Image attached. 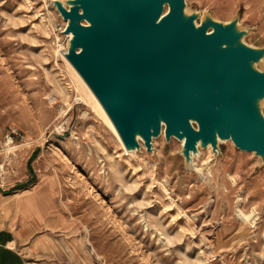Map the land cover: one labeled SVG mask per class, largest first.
Wrapping results in <instances>:
<instances>
[{
  "label": "rangeland",
  "instance_id": "obj_1",
  "mask_svg": "<svg viewBox=\"0 0 264 264\" xmlns=\"http://www.w3.org/2000/svg\"><path fill=\"white\" fill-rule=\"evenodd\" d=\"M187 1L225 20L241 10L252 28L247 40L264 43V0ZM50 16L47 0H0V127L8 159L25 155L39 182L58 174L99 264H264L261 157L229 139L217 158L208 150L199 158L202 176L184 167L176 136L155 137L156 151H126L92 101L78 99L55 50L67 39L64 19L54 13V26ZM9 136L16 148L6 144Z\"/></svg>",
  "mask_w": 264,
  "mask_h": 264
},
{
  "label": "water",
  "instance_id": "obj_2",
  "mask_svg": "<svg viewBox=\"0 0 264 264\" xmlns=\"http://www.w3.org/2000/svg\"><path fill=\"white\" fill-rule=\"evenodd\" d=\"M67 21L64 52L99 98L128 150L183 139L189 170L232 139L264 166V43L252 28L187 0H53Z\"/></svg>",
  "mask_w": 264,
  "mask_h": 264
},
{
  "label": "crops",
  "instance_id": "obj_3",
  "mask_svg": "<svg viewBox=\"0 0 264 264\" xmlns=\"http://www.w3.org/2000/svg\"><path fill=\"white\" fill-rule=\"evenodd\" d=\"M3 136L0 127V264H99L58 174L39 182L25 155L8 159Z\"/></svg>",
  "mask_w": 264,
  "mask_h": 264
},
{
  "label": "bare ground",
  "instance_id": "obj_4",
  "mask_svg": "<svg viewBox=\"0 0 264 264\" xmlns=\"http://www.w3.org/2000/svg\"><path fill=\"white\" fill-rule=\"evenodd\" d=\"M48 2V5H49V11L50 13L52 14V16H50V22L55 26V18H54V13L57 12V14L61 15V12L60 10L58 9V7L55 5V3L53 2V0H47ZM62 16V15H61ZM63 18V16H62ZM64 19V18H63ZM65 20V19H64ZM64 30V29H62ZM71 32H68L66 33L65 32V35H70ZM56 36H59L58 33ZM59 46H57L55 48V50L57 51V53L61 54L63 56V58L66 60V62L68 63L69 67H70V71L73 75V79H74V83L77 87V89L79 90V93L80 96H78V99L81 100V101H85V102H90L92 101L93 103V106H95V108L97 109V111L105 118V120L110 124V126L112 127V129L114 130L116 136L119 138V140L122 142V144L124 145V142H123V139L121 137V135L119 134L116 126L114 125L112 119L110 118L109 114L107 113L106 109L104 108L103 104L101 103V101L99 100V98L96 96V94L94 93V91L92 90V88L89 86V84L87 83V81L84 79V77L81 75V73L78 71V69L74 66V64L69 60V58L66 56L65 52H64V49L66 48V41L64 42H59L58 43ZM164 134V132L162 133V135ZM12 137L9 136L7 139H6V144H8V147L9 148H13L15 145H13L11 143ZM180 141L184 142L183 139H180ZM143 145H145L143 142H142ZM126 147V146H125ZM16 148V147H14ZM126 151H128L129 153H134L136 150H128L127 148H125ZM209 151L210 152V155H212L210 157V160L211 159H214V151H213V147L210 145V146H207L205 148H202L200 150V152H198L197 154L194 155V158H193V161H192V164L189 165V169L194 166L195 169H197L199 171L200 174H202V176H205L206 172H204L202 169V167L200 166V162H199V158L202 156V154L205 152V151ZM1 170H4L5 169V163H2L1 167H0ZM239 212L241 214L242 217L244 218H247V217H251L252 218V214H248V213H245L242 209H239Z\"/></svg>",
  "mask_w": 264,
  "mask_h": 264
},
{
  "label": "built area",
  "instance_id": "obj_5",
  "mask_svg": "<svg viewBox=\"0 0 264 264\" xmlns=\"http://www.w3.org/2000/svg\"><path fill=\"white\" fill-rule=\"evenodd\" d=\"M66 26H67V21L66 20H64V22H63V25H62V29H64L65 30V28H66ZM63 30V31H64ZM68 37V35H66V38ZM64 42V41H63ZM12 134V133H11ZM13 135V134H12ZM14 136V135H13Z\"/></svg>",
  "mask_w": 264,
  "mask_h": 264
}]
</instances>
